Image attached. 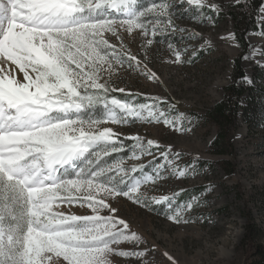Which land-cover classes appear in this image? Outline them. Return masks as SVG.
I'll return each mask as SVG.
<instances>
[{
    "label": "rangeland",
    "instance_id": "rangeland-1",
    "mask_svg": "<svg viewBox=\"0 0 264 264\" xmlns=\"http://www.w3.org/2000/svg\"><path fill=\"white\" fill-rule=\"evenodd\" d=\"M239 1L242 0H201L199 6L190 0H137L141 10L167 4L163 20L170 19L171 26L165 28L162 23L153 35V13L147 17V35L138 28L129 33L126 26H118L119 38L109 32L104 34L114 46L108 51L114 50L121 61L117 64L112 60L111 73L107 65L101 73V82L109 89L108 100L116 98L134 106L155 104L157 116L161 111L165 114L153 119L144 110L142 117L126 116L120 123H113L107 120L103 103L80 113L84 121H100L94 126L97 129L111 128L119 151L96 146L92 154L76 162V168H68L67 173L61 169V176L71 177L81 168L87 171L98 165L121 163L123 172L114 170L107 176H123L124 183L119 185L123 191L128 190L125 185L133 178L154 177L140 187L148 198L146 202L122 194L103 196L116 212L103 209L100 214L123 219L129 232L140 237L139 241H122L114 247L144 252L142 257L112 254V264H244L247 251L242 239L249 213L262 230L259 242L264 243V4L257 16L258 30L247 34L249 46L243 52L230 19L220 15L223 6ZM104 18L125 19L114 10ZM148 40L152 43L148 44ZM176 52L180 53L179 61ZM241 55L244 86L261 92L255 94L256 106L249 105L248 93L242 97V105L249 106V111H239L232 139L234 154H215L211 142L217 126L197 119L196 114L223 99L225 88L232 82L234 60ZM129 56L137 59L130 60ZM15 68L17 74L13 75L22 81L23 73ZM150 73H155V78H150ZM114 93L129 97H110ZM165 119L173 123L166 124ZM148 140L155 145L148 146ZM137 144L146 151L142 153ZM104 151L110 154L104 156ZM97 152L101 153L99 158ZM164 153L168 154L166 158ZM134 166L135 172L131 171ZM178 170L186 175L180 176ZM152 197H169L172 209L169 201L157 204ZM189 202L192 207L182 209L179 221L169 218L177 206ZM55 210L78 216L93 214L86 204L78 202L59 204ZM48 264L67 262L52 255Z\"/></svg>",
    "mask_w": 264,
    "mask_h": 264
},
{
    "label": "snow or ice",
    "instance_id": "snow-or-ice-1",
    "mask_svg": "<svg viewBox=\"0 0 264 264\" xmlns=\"http://www.w3.org/2000/svg\"><path fill=\"white\" fill-rule=\"evenodd\" d=\"M190 2L202 6L201 0ZM109 10L125 19L104 18ZM166 12L167 4L141 10L137 0H0V65H4L0 66V264H48L52 255L67 264H112V254L144 255L114 247L140 237L129 232L123 219L100 213L103 209L116 212L105 195L122 194L146 202L140 187L154 177L133 178L123 191L119 188L123 176H107L114 170L123 172L121 163L81 168L71 177L61 176L60 170L67 173L68 168H76V162L92 154L96 146L119 151L113 130L95 128L100 121L80 119L83 109L103 103L107 120L113 123L126 116L142 117L144 110L153 119L165 115L161 111L157 116L155 104L109 101L101 73L105 65L111 73L112 60L121 62L119 54L108 51L114 46L105 38L106 32L118 37V26H126L129 33L138 28L147 35V17L154 13L155 35L162 23L165 28L171 26L170 19L163 20ZM175 55L179 61L180 53ZM8 62L23 73V82L8 72ZM149 75L155 78V73ZM147 145L155 142L148 140ZM137 147L146 151L141 144ZM95 155L99 158L101 153ZM178 174L186 172L178 170ZM151 200L169 201L172 209L169 197ZM73 202L86 204L93 214L55 210L59 204ZM185 207L191 208L192 203L177 206L169 218L179 221ZM164 255L173 260L167 252Z\"/></svg>",
    "mask_w": 264,
    "mask_h": 264
},
{
    "label": "trees",
    "instance_id": "trees-1",
    "mask_svg": "<svg viewBox=\"0 0 264 264\" xmlns=\"http://www.w3.org/2000/svg\"><path fill=\"white\" fill-rule=\"evenodd\" d=\"M264 4V0H242L233 5L223 6L220 13L223 19H230L235 38L243 52L248 50L247 34L258 30L257 16ZM242 55L234 60L232 69V82L225 88L223 99L216 105L196 114L197 119L205 123L216 124L217 133L211 142V149L215 154H234L233 133L240 110H248L249 106L242 105L245 93L250 96L249 105L256 106L255 94L261 92L256 87L244 86L245 71L242 69ZM110 97L126 99L127 94L114 93ZM264 97V96H263ZM142 102H147L142 100ZM262 113L264 115V106ZM201 164L207 162L200 161ZM247 225L242 244L246 247L247 255L244 264H264V243L259 242L262 230L254 222L251 213L247 216Z\"/></svg>",
    "mask_w": 264,
    "mask_h": 264
},
{
    "label": "bare ground",
    "instance_id": "bare-ground-1",
    "mask_svg": "<svg viewBox=\"0 0 264 264\" xmlns=\"http://www.w3.org/2000/svg\"><path fill=\"white\" fill-rule=\"evenodd\" d=\"M7 69H8V72L10 73H14L15 75L17 74V69L15 68L14 65H11V64H7L6 65ZM20 78V77H19Z\"/></svg>",
    "mask_w": 264,
    "mask_h": 264
}]
</instances>
